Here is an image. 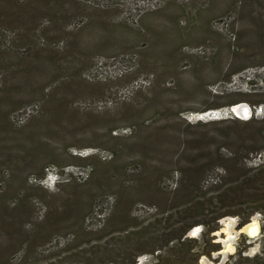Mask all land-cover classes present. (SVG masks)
<instances>
[{
  "label": "rangeland",
  "instance_id": "rangeland-1",
  "mask_svg": "<svg viewBox=\"0 0 264 264\" xmlns=\"http://www.w3.org/2000/svg\"><path fill=\"white\" fill-rule=\"evenodd\" d=\"M80 1L75 9L85 22L50 28L48 43L21 57L0 52V171L26 177V194L39 205L93 189L131 160L141 140L164 141L160 127L176 124L209 139L222 129L250 130L242 120L253 115L264 118V0ZM35 101L17 123L13 112ZM231 103L249 112L235 114ZM253 144L260 150L248 152V166L264 161V139ZM255 219L263 225L261 212ZM242 225L240 216L223 217L213 232L221 249L198 264H225L227 239L236 251L246 244V254L261 251L264 232L250 237Z\"/></svg>",
  "mask_w": 264,
  "mask_h": 264
},
{
  "label": "trees",
  "instance_id": "trees-1",
  "mask_svg": "<svg viewBox=\"0 0 264 264\" xmlns=\"http://www.w3.org/2000/svg\"><path fill=\"white\" fill-rule=\"evenodd\" d=\"M77 3L0 0V52L21 57L47 44L50 28L85 22ZM3 72L0 68V76ZM39 104L16 109L17 123ZM242 121L250 130L222 129L209 139L206 134L194 139L176 124L160 127L164 141L141 140L128 163L102 176L106 184L98 180L88 192L61 194L47 205L29 198L26 177L18 182L9 169L0 171V264H198L203 255L221 249L213 232L223 217L240 216L245 224L256 212L264 216V161L247 165L249 153L260 150L248 144L264 139V118ZM235 135L241 140L232 141ZM195 148L202 150L194 154ZM19 150L35 154L26 145ZM106 197L112 198L108 205ZM97 215H103L102 223L91 226L88 218ZM196 226L203 227L201 235L189 236ZM247 246L225 264H264V248L249 255Z\"/></svg>",
  "mask_w": 264,
  "mask_h": 264
},
{
  "label": "bare ground",
  "instance_id": "bare-ground-1",
  "mask_svg": "<svg viewBox=\"0 0 264 264\" xmlns=\"http://www.w3.org/2000/svg\"><path fill=\"white\" fill-rule=\"evenodd\" d=\"M233 108H234L235 112L238 115H243L246 112H249V107H247V106L234 105ZM244 230L247 231L250 234H253V233L255 234V233L259 232V224H258V221L253 220L252 222L248 223L247 225H245ZM225 244L227 246V249L234 250V244H233V242H231L230 240L227 239V241H226Z\"/></svg>",
  "mask_w": 264,
  "mask_h": 264
},
{
  "label": "water",
  "instance_id": "water-1",
  "mask_svg": "<svg viewBox=\"0 0 264 264\" xmlns=\"http://www.w3.org/2000/svg\"><path fill=\"white\" fill-rule=\"evenodd\" d=\"M235 105H243V104H235ZM234 106V105H233ZM233 106H231V111L232 112H234L235 114H236V112H235V110H234V108H233ZM256 220V219H255ZM256 221H258V224H259V232H257V233H253V234H250V233H248L247 231H245L244 230V227H245V225H247L249 222H251V221H248L247 223H245V224H243L241 227H240V229H239V231H241L242 233H246V234H248L250 237H255V236H257V235H259L260 233H262V226H261V223H260V221L259 220H256ZM225 246V248H227V246H226V244L224 245ZM236 245H234V250H229V249H226V252H229V253H235L236 252Z\"/></svg>",
  "mask_w": 264,
  "mask_h": 264
},
{
  "label": "flooded vegetation",
  "instance_id": "flooded-vegetation-1",
  "mask_svg": "<svg viewBox=\"0 0 264 264\" xmlns=\"http://www.w3.org/2000/svg\"><path fill=\"white\" fill-rule=\"evenodd\" d=\"M252 222V221H251ZM250 223V222H249Z\"/></svg>",
  "mask_w": 264,
  "mask_h": 264
}]
</instances>
